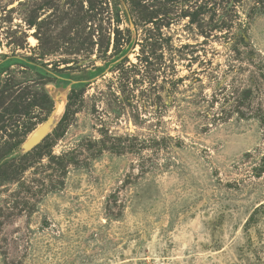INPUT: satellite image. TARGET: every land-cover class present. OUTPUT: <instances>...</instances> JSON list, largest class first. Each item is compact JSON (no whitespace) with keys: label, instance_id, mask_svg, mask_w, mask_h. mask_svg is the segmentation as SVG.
<instances>
[{"label":"rangeland","instance_id":"rangeland-1","mask_svg":"<svg viewBox=\"0 0 264 264\" xmlns=\"http://www.w3.org/2000/svg\"><path fill=\"white\" fill-rule=\"evenodd\" d=\"M0 106V264H264V0H0Z\"/></svg>","mask_w":264,"mask_h":264},{"label":"trees","instance_id":"trees-1","mask_svg":"<svg viewBox=\"0 0 264 264\" xmlns=\"http://www.w3.org/2000/svg\"><path fill=\"white\" fill-rule=\"evenodd\" d=\"M258 1V0H257ZM260 1H262V0H260ZM41 76H44V74H43V72L41 73H39ZM46 75V74H45ZM249 94H250V91H246V92H244V95H243V98H242V100H244V101H246V100H248V97H249ZM75 95L74 94H72L71 96H70V98H69V101L71 102L72 101V99H73V97H74ZM50 101V100H49ZM2 106V105H1ZM0 106V107H1ZM23 112V110L21 109L20 111H17L16 109H15V114H20V112ZM27 112V111H26ZM13 113V114H14ZM66 117H67V111H66V113H65V116H64V118L62 119V123L63 122H65V120H66ZM3 119V118H2ZM0 122H1V120H0ZM61 123V124H62ZM5 128V125H2L1 126V129H4ZM34 130V125H32L30 128H28V127H26V129H25V132L23 133V135H16V136H20L19 137V139H18V142L17 143H13L12 145H11V150H13V148H17V147H19L24 141H25V139L27 138V136L32 132ZM51 137L50 136H48L44 141H43V143L44 144H46L47 146H46V148H47V150H49V156H51V144L49 143V139H50ZM42 143V144H43ZM43 147L44 146H42V145H39L38 147H36L34 150H32L31 152H29V153H27V155H25L23 158H20V163H19V161H18V164L16 165V166H13V167H15L14 169H15V171H13V172H11L10 170H4L5 172L1 175L2 176V178L4 179V180H10V178H16V176H20L21 175V172H20V170H24V168H25V166H27V162H33L34 160H35V158H36V156L38 155V158L41 156V150L43 149ZM11 150L9 151V152H11ZM50 158H54V157H50ZM7 178V179H6ZM31 191H29V193H30ZM19 208H20V210H19V212H20V217H22L24 214H26V213H29V212H33V207H32V204H31V201H25V202H23L21 205H19ZM256 211H258L257 209H256ZM254 218H255V214H253L251 217H250V219L246 222V227H248L249 225H251V222L254 220Z\"/></svg>","mask_w":264,"mask_h":264},{"label":"water","instance_id":"water-1","mask_svg":"<svg viewBox=\"0 0 264 264\" xmlns=\"http://www.w3.org/2000/svg\"><path fill=\"white\" fill-rule=\"evenodd\" d=\"M59 107L60 104H57L55 110L53 111L52 115L48 118V120L38 126L36 130H34L29 135V137L22 145V151L24 153H28L35 149L38 145H40L55 128V126L58 124V119L60 118L55 116L58 113Z\"/></svg>","mask_w":264,"mask_h":264}]
</instances>
